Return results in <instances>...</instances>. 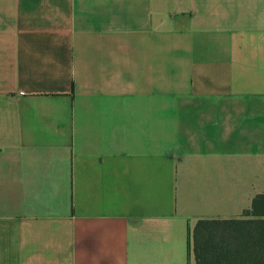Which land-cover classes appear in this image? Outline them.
<instances>
[{
    "label": "crops",
    "instance_id": "crops-1",
    "mask_svg": "<svg viewBox=\"0 0 264 264\" xmlns=\"http://www.w3.org/2000/svg\"><path fill=\"white\" fill-rule=\"evenodd\" d=\"M264 193V0H0V264H196Z\"/></svg>",
    "mask_w": 264,
    "mask_h": 264
},
{
    "label": "trees",
    "instance_id": "trees-1",
    "mask_svg": "<svg viewBox=\"0 0 264 264\" xmlns=\"http://www.w3.org/2000/svg\"><path fill=\"white\" fill-rule=\"evenodd\" d=\"M196 264H264V193L240 218L201 219L188 232Z\"/></svg>",
    "mask_w": 264,
    "mask_h": 264
}]
</instances>
